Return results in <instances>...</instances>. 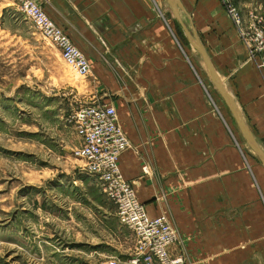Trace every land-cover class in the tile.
<instances>
[{
  "label": "crops",
  "instance_id": "0c3cea01",
  "mask_svg": "<svg viewBox=\"0 0 264 264\" xmlns=\"http://www.w3.org/2000/svg\"><path fill=\"white\" fill-rule=\"evenodd\" d=\"M33 1L90 61L89 99H112L130 141L120 171L147 213L164 215L177 231L181 243L169 245L170 256L264 264V166L242 150L168 0ZM179 1L181 22L264 151V80L237 26L219 0Z\"/></svg>",
  "mask_w": 264,
  "mask_h": 264
},
{
  "label": "rangeland",
  "instance_id": "374dc122",
  "mask_svg": "<svg viewBox=\"0 0 264 264\" xmlns=\"http://www.w3.org/2000/svg\"><path fill=\"white\" fill-rule=\"evenodd\" d=\"M233 4L246 16L247 26L239 30H264V0ZM179 36L186 38L181 31ZM87 79L12 0H0V264H133L137 258L132 231L74 155L75 110L112 103L110 96L89 99ZM217 100L224 104L218 94ZM233 129L245 154L255 156L234 119Z\"/></svg>",
  "mask_w": 264,
  "mask_h": 264
},
{
  "label": "built area",
  "instance_id": "2783aa9c",
  "mask_svg": "<svg viewBox=\"0 0 264 264\" xmlns=\"http://www.w3.org/2000/svg\"><path fill=\"white\" fill-rule=\"evenodd\" d=\"M12 1L21 14L49 40L76 75H90L91 63L85 53L36 2ZM219 1L237 28L242 26L241 16L233 0ZM239 32L249 58L264 73V30L254 28L249 32ZM72 120L78 141L73 147L74 155L83 161L88 172L97 177L104 193L115 204L119 222L133 233L137 253L133 264H187L182 250L174 256L168 252L170 244L181 243L174 226L164 215L150 216L147 213L144 204L137 199L132 184L120 171L119 156L129 148L130 141L119 123L115 106L103 101L81 105L73 113ZM108 264L116 263L110 261Z\"/></svg>",
  "mask_w": 264,
  "mask_h": 264
},
{
  "label": "water",
  "instance_id": "95a60500",
  "mask_svg": "<svg viewBox=\"0 0 264 264\" xmlns=\"http://www.w3.org/2000/svg\"><path fill=\"white\" fill-rule=\"evenodd\" d=\"M168 3L170 7L172 8L175 16L180 21L182 28L184 30V33L186 35V38L188 42L193 46V48L197 51V53L201 56L205 70L214 86V88L217 90L219 95L221 96L223 102L227 106L228 110L230 111L236 126L243 136L246 144L250 148V150L254 153L257 160L264 166V151L260 147V145L255 140L251 130L246 125L241 112L239 108L237 107L233 97L231 94L225 89L224 85L221 82V79L219 78L217 72L215 71L209 56L207 52L205 51L203 45L199 41V39L190 32L187 27L181 22L179 18L178 8H182V5L179 0H168Z\"/></svg>",
  "mask_w": 264,
  "mask_h": 264
}]
</instances>
